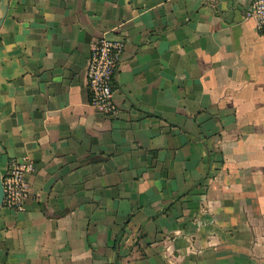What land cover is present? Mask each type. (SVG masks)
Wrapping results in <instances>:
<instances>
[{
  "label": "crops",
  "instance_id": "0c3cea01",
  "mask_svg": "<svg viewBox=\"0 0 264 264\" xmlns=\"http://www.w3.org/2000/svg\"><path fill=\"white\" fill-rule=\"evenodd\" d=\"M254 0H10L0 29V264H264V31ZM126 42L116 114L91 44Z\"/></svg>",
  "mask_w": 264,
  "mask_h": 264
},
{
  "label": "built area",
  "instance_id": "2783aa9c",
  "mask_svg": "<svg viewBox=\"0 0 264 264\" xmlns=\"http://www.w3.org/2000/svg\"><path fill=\"white\" fill-rule=\"evenodd\" d=\"M247 19L254 20L258 31H264V0H254L249 6ZM126 46L123 37L96 39L91 44L88 74L89 102L92 107L106 116L117 113L114 100V83ZM34 170L29 159H14L8 172L3 175L5 198L3 206L22 212L30 197L27 175Z\"/></svg>",
  "mask_w": 264,
  "mask_h": 264
},
{
  "label": "water",
  "instance_id": "95a60500",
  "mask_svg": "<svg viewBox=\"0 0 264 264\" xmlns=\"http://www.w3.org/2000/svg\"><path fill=\"white\" fill-rule=\"evenodd\" d=\"M9 1L10 0H0V29L2 25L4 24V21L8 15ZM2 178L3 176L0 172V222H1L2 208H3L4 198H5Z\"/></svg>",
  "mask_w": 264,
  "mask_h": 264
}]
</instances>
